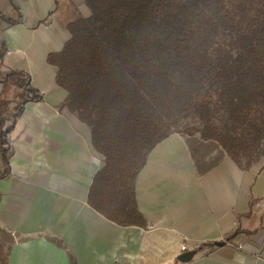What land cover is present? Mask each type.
Here are the masks:
<instances>
[{"label":"crops","instance_id":"crops-1","mask_svg":"<svg viewBox=\"0 0 264 264\" xmlns=\"http://www.w3.org/2000/svg\"><path fill=\"white\" fill-rule=\"evenodd\" d=\"M78 15H90L85 0H0V93L7 72L23 71L42 97L12 124L0 178L9 264H72L71 255L76 264H264V156L244 170L215 142L172 133L136 178L145 225L118 224L89 203L105 158L48 60ZM182 244L197 250L186 262Z\"/></svg>","mask_w":264,"mask_h":264},{"label":"trees","instance_id":"trees-1","mask_svg":"<svg viewBox=\"0 0 264 264\" xmlns=\"http://www.w3.org/2000/svg\"><path fill=\"white\" fill-rule=\"evenodd\" d=\"M85 4L90 15L68 23L71 38L48 60L68 92L65 104L89 125L105 158L89 193L95 209L121 225H145L136 178L172 133L215 142L244 170L264 156V0ZM1 82L3 178L10 173L6 128L26 102L42 97L26 72L9 71ZM14 243L0 227V264H9Z\"/></svg>","mask_w":264,"mask_h":264},{"label":"water","instance_id":"water-1","mask_svg":"<svg viewBox=\"0 0 264 264\" xmlns=\"http://www.w3.org/2000/svg\"><path fill=\"white\" fill-rule=\"evenodd\" d=\"M11 127H12V124L9 125V126L6 128V131H5V135H6V136H8V134H9V132H10V130H11ZM215 244H216V245H222L223 242H216ZM196 253H197V250H194V251H188V252L183 253L179 258H180L181 261L186 262V261L191 260V259L196 255Z\"/></svg>","mask_w":264,"mask_h":264},{"label":"built area","instance_id":"built-area-1","mask_svg":"<svg viewBox=\"0 0 264 264\" xmlns=\"http://www.w3.org/2000/svg\"><path fill=\"white\" fill-rule=\"evenodd\" d=\"M181 251H182V252H186V251H188V246H187L186 244H182V245H181Z\"/></svg>","mask_w":264,"mask_h":264}]
</instances>
